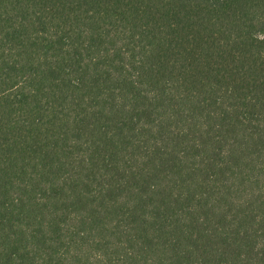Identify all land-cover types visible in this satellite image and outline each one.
I'll return each instance as SVG.
<instances>
[{
    "label": "trees",
    "instance_id": "1",
    "mask_svg": "<svg viewBox=\"0 0 264 264\" xmlns=\"http://www.w3.org/2000/svg\"><path fill=\"white\" fill-rule=\"evenodd\" d=\"M0 264H264V0H0Z\"/></svg>",
    "mask_w": 264,
    "mask_h": 264
}]
</instances>
